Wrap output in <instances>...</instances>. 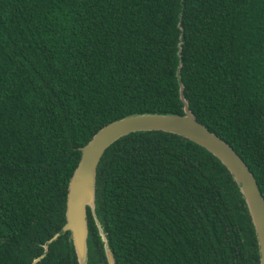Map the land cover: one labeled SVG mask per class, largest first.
Segmentation results:
<instances>
[{
  "label": "trees",
  "instance_id": "trees-1",
  "mask_svg": "<svg viewBox=\"0 0 264 264\" xmlns=\"http://www.w3.org/2000/svg\"><path fill=\"white\" fill-rule=\"evenodd\" d=\"M179 90L264 200V0H0V264H78L60 228L79 147L182 114ZM85 210V264H108L97 224L114 264H258L231 174L173 133L111 143Z\"/></svg>",
  "mask_w": 264,
  "mask_h": 264
},
{
  "label": "water",
  "instance_id": "water-1",
  "mask_svg": "<svg viewBox=\"0 0 264 264\" xmlns=\"http://www.w3.org/2000/svg\"><path fill=\"white\" fill-rule=\"evenodd\" d=\"M182 114L135 113L108 122L79 147L80 155L68 182L64 230L70 233L79 264L86 259V206L93 209L95 169L103 151L115 140L135 131H165L189 139L217 158L231 174L249 214L255 233L258 264H264V200L252 173L236 152L216 134L198 123L187 109L179 90ZM108 264H114L101 228L97 224Z\"/></svg>",
  "mask_w": 264,
  "mask_h": 264
},
{
  "label": "flooded vegetation",
  "instance_id": "flooded-vegetation-1",
  "mask_svg": "<svg viewBox=\"0 0 264 264\" xmlns=\"http://www.w3.org/2000/svg\"><path fill=\"white\" fill-rule=\"evenodd\" d=\"M63 226H64V224H63V225L61 226V228H60L61 232L68 231V230H64V229H63ZM58 234H59V232H58V233H55V234L52 236V238L49 239L48 241H50V240H52V239H55V238L58 236ZM69 236H70V235H69ZM42 255H43V252H42L41 254H39L38 256L34 257V258L31 260V263H30V264H33L34 262H36L39 258L42 257ZM85 262H86V259H85V261H84L83 264H85ZM77 263H78V262H77ZM78 264H79V263H78Z\"/></svg>",
  "mask_w": 264,
  "mask_h": 264
}]
</instances>
